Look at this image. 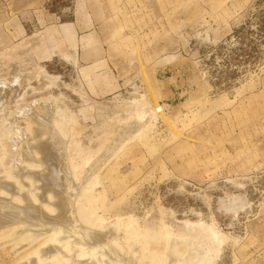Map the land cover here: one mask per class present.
Masks as SVG:
<instances>
[{
	"label": "rangeland",
	"instance_id": "374dc122",
	"mask_svg": "<svg viewBox=\"0 0 264 264\" xmlns=\"http://www.w3.org/2000/svg\"><path fill=\"white\" fill-rule=\"evenodd\" d=\"M3 199L0 264H264V0H0Z\"/></svg>",
	"mask_w": 264,
	"mask_h": 264
},
{
	"label": "bare ground",
	"instance_id": "6f19581e",
	"mask_svg": "<svg viewBox=\"0 0 264 264\" xmlns=\"http://www.w3.org/2000/svg\"><path fill=\"white\" fill-rule=\"evenodd\" d=\"M30 109V108H29ZM25 148V147H24ZM24 148H22V150H21V153L24 155V152L26 151V149H24ZM27 148V147H26ZM29 149V148H28ZM54 148H52V147H49V149H48V151L49 152H51L52 150H53ZM24 150V151H23ZM28 151V150H27ZM31 152V151H30ZM21 154V155H22ZM47 158H49L48 157V154H46V159ZM41 174V173H40ZM39 174V175H40ZM45 174L46 173H44V179H43V182L45 183L44 185H45V188H50V187H54V189L52 190V191H54V190H56V192L55 193H58L59 194V192L57 191V189H63V190H65L63 187V183L64 182H62V180L63 179H61L62 177L60 176V170L57 168V167H50V169H49V171H48V173L46 174V176H45ZM35 176H36V174H34ZM38 175V174H37ZM38 175V176H39ZM43 178V177H42ZM10 186V185H9ZM8 186V187H9ZM44 188V187H43ZM6 189V188H5ZM8 189V188H7ZM47 192H50L51 193V191H47ZM44 193V192H43ZM53 193V192H52ZM64 192L62 191V194H63ZM67 193V192H66ZM62 194H59V196H62ZM43 195V194H42ZM48 196V195H47ZM64 196V195H63ZM24 197V196H23ZM23 197H21L20 196V198H23ZM25 198H27V197H25ZM29 198V197H28ZM60 198V197H59ZM24 199V198H23ZM61 200H63V197H61ZM2 201V202H1ZM0 202L2 203V205L3 204H7V203H3V201H5V199H3V200H1ZM8 201V200H7ZM7 201H5V202H7ZM10 201V200H9ZM22 201H24V200H22ZM66 200H65V198H64V200H63V202L61 203V205H60V207H59V214H63L64 212H65V208H66ZM11 203L9 202V205H10ZM34 204V203H33ZM32 203H31V201H27V200H25V204L23 205V206H20V207H18V206H14V207H12V206H9V209H8V204H7V209H8V211L10 210V208H11V210H10V212L8 213L7 211H5V212H0V229H2L3 227H5L6 225L7 226H9V225H11V224H17V223H20L21 225H23V229H24V232L23 231H21V232H23V234H26V236H28L29 237V240L31 241L33 238H34V234L35 233H33V232H35V228H36V230H37V223L35 222L36 221V217L38 218V216H39V221H40V219H42L43 217H44V220L45 221H48L47 220V215H43V214H41V212H43V211H41V210H37L38 208H36L37 207V204H36V206H34ZM50 204V203H49ZM39 205V204H38ZM56 205V204H55ZM6 205H4V207H5ZM1 207V206H0ZM42 207V206H41ZM5 209V208H4ZM1 210V209H0ZM2 210H3V208H2ZM4 211V210H3ZM39 211H41V212H39ZM68 214V213H67ZM66 213H65V215H66V217H67V219L69 218V214L67 215ZM46 216V217H45ZM41 217V218H40ZM48 219H49V221L51 222V219H50V216L48 217ZM49 221H48V223H49ZM41 222V221H40ZM42 222H43V220H42ZM44 224H47V222L45 223V222H43ZM42 223V224H43ZM40 224V223H39ZM49 225V224H48ZM51 225V224H50ZM72 225V224H71ZM43 226H45V225H43ZM16 227V226H15ZM38 228H40V227H38ZM41 229V228H40ZM32 230H33V232H32ZM38 232V231H37ZM36 232V233H37ZM92 233H95V232H92ZM40 234V233H39ZM95 236L97 235L96 233L94 234ZM81 236V235H80ZM95 238V237H94ZM97 239V238H96ZM95 239V240H96ZM74 240V239H73ZM29 241V242H30ZM96 242V241H95ZM68 246V245H67ZM73 246V245H72ZM97 246V245H96ZM51 247V246H50ZM86 248V247H85ZM20 251V250H19ZM95 252V251H94ZM85 255V254H84ZM92 257V256H91ZM70 258V257H69ZM48 259V258H47ZM29 260V259H28ZM92 261V260H91ZM22 264V263H21ZM33 264V263H32ZM125 264V263H124Z\"/></svg>",
	"mask_w": 264,
	"mask_h": 264
}]
</instances>
